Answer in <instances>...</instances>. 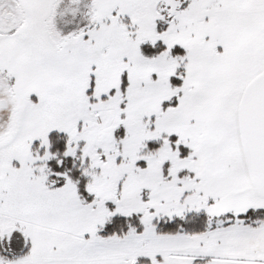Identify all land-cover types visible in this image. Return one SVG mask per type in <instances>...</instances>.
<instances>
[{"label": "snow or ice", "instance_id": "snow-or-ice-1", "mask_svg": "<svg viewBox=\"0 0 264 264\" xmlns=\"http://www.w3.org/2000/svg\"><path fill=\"white\" fill-rule=\"evenodd\" d=\"M0 264H264V0H0Z\"/></svg>", "mask_w": 264, "mask_h": 264}]
</instances>
